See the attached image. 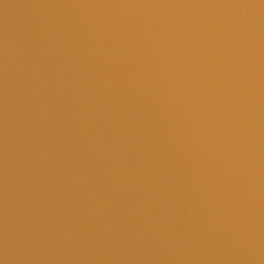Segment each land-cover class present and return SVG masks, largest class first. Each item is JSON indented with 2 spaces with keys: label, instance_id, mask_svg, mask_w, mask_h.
<instances>
[{
  "label": "water",
  "instance_id": "water-1",
  "mask_svg": "<svg viewBox=\"0 0 264 264\" xmlns=\"http://www.w3.org/2000/svg\"><path fill=\"white\" fill-rule=\"evenodd\" d=\"M264 264V0H0V264Z\"/></svg>",
  "mask_w": 264,
  "mask_h": 264
},
{
  "label": "clouds",
  "instance_id": "clouds-1",
  "mask_svg": "<svg viewBox=\"0 0 264 264\" xmlns=\"http://www.w3.org/2000/svg\"><path fill=\"white\" fill-rule=\"evenodd\" d=\"M2 264H3V262H2Z\"/></svg>",
  "mask_w": 264,
  "mask_h": 264
}]
</instances>
